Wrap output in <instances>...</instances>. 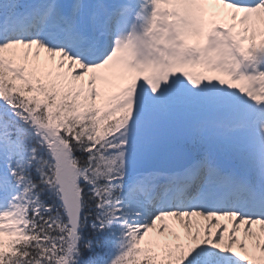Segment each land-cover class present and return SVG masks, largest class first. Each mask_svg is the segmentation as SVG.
I'll return each mask as SVG.
<instances>
[{
  "label": "snow or ice",
  "instance_id": "snow-or-ice-1",
  "mask_svg": "<svg viewBox=\"0 0 264 264\" xmlns=\"http://www.w3.org/2000/svg\"><path fill=\"white\" fill-rule=\"evenodd\" d=\"M0 264H264V0H0Z\"/></svg>",
  "mask_w": 264,
  "mask_h": 264
}]
</instances>
